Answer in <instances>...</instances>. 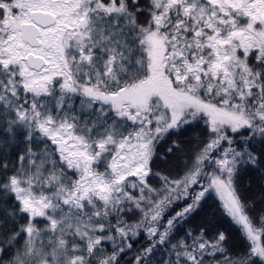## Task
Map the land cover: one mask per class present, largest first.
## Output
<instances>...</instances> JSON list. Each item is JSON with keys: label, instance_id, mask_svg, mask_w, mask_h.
Returning <instances> with one entry per match:
<instances>
[{"label": "snow or ice", "instance_id": "1", "mask_svg": "<svg viewBox=\"0 0 264 264\" xmlns=\"http://www.w3.org/2000/svg\"><path fill=\"white\" fill-rule=\"evenodd\" d=\"M0 264H264V0H0Z\"/></svg>", "mask_w": 264, "mask_h": 264}]
</instances>
